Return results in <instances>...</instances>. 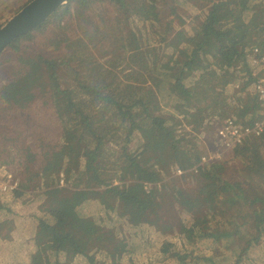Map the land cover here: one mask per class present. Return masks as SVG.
<instances>
[{
  "label": "trees",
  "instance_id": "obj_1",
  "mask_svg": "<svg viewBox=\"0 0 264 264\" xmlns=\"http://www.w3.org/2000/svg\"><path fill=\"white\" fill-rule=\"evenodd\" d=\"M209 1L189 33L183 35L180 30L173 36L171 21L163 31L147 17L146 11L155 9L157 0L148 5L145 0H68L0 52V72L9 68L0 81V116L5 108L25 111L42 93L54 108L58 127L56 139L40 129L33 132L34 140L11 150L1 140H17L21 135L13 137L16 132L11 135L0 126V155L6 153L10 163L24 167L19 188L5 195L16 200L24 194L22 189H33L37 179L49 188L46 193L51 198L70 192L64 205L23 216L15 241L0 244L4 248L11 243L12 250L0 264H36L41 254L40 245L33 241L36 233L38 239L53 240L40 255L44 264H109L106 253L86 252V242L76 237L81 229L90 234L99 231L93 220L95 205L81 204L86 199L81 186L88 172L92 184L103 188L102 195L113 192L124 202L138 205L140 212L144 202L132 185L113 186V177L121 180L133 173L138 191L143 186L140 181L159 178L154 164H162L167 157L180 163L185 154L193 163L199 162V138L216 140L214 118H226L229 106L230 111L241 110L242 123L257 119V103L247 91L254 79L250 51L258 48L264 54V0ZM110 5L120 18L104 19L106 14L98 12ZM95 11L96 20L92 18ZM39 36L43 40L37 44L54 51L45 55L29 49L27 43ZM63 72L71 85L61 86ZM230 82L239 84L233 95L227 93ZM231 159L242 165L241 180L221 173L217 160L202 166L197 177L199 184L210 188L212 218L186 220L180 247L156 242L148 254L132 255L137 239L142 238L133 234L143 231H131L133 237L121 247L124 254L117 263L159 264L171 259L175 264H253L248 254L264 236V132L234 147ZM59 182L66 185L61 188ZM242 187L251 197L235 193ZM2 211L8 213L10 208L1 203ZM220 239L233 245L234 258L228 262L218 263L201 250L195 253L202 241L215 244ZM65 249L73 254L72 263L65 261ZM259 263L264 264V256Z\"/></svg>",
  "mask_w": 264,
  "mask_h": 264
},
{
  "label": "rangeland",
  "instance_id": "obj_2",
  "mask_svg": "<svg viewBox=\"0 0 264 264\" xmlns=\"http://www.w3.org/2000/svg\"><path fill=\"white\" fill-rule=\"evenodd\" d=\"M28 1L29 0H0V26L19 11ZM145 1L148 5L151 0ZM157 1L158 5L155 6V9H148V11H146V14L149 15L147 17L149 19H154L157 24L161 25L163 31L165 29V24L171 21V26L174 31L172 34L173 36L180 30L183 32V35L189 33L191 27L201 20L206 6L210 3L209 0H175L176 2L174 0ZM172 11H174V13H172ZM98 12L106 14L104 19H106L107 16L110 19H114L115 16L118 18L121 17L119 12L112 5L106 6L105 11L100 9ZM98 12L95 11L92 14L94 20H96ZM52 24L49 27H52ZM131 27L135 28L132 23ZM138 35L142 36L140 33H138ZM39 40H43V37L39 36L29 41V43H27L29 49L35 52L39 51L45 55L54 51V48L38 45L37 42ZM12 63H15V61L13 60ZM8 70L5 73H3V70L0 72V81L8 74ZM60 79L62 87L72 84L71 78L64 72L61 74ZM231 83L232 82L228 83L229 86H227V93H229V95H233L239 91L235 86L236 84ZM247 94L249 95V93ZM46 95L49 94L46 93ZM227 99L229 102H233L232 98ZM44 101L47 103H44ZM49 103L50 102L45 99V96L41 93L35 99L34 103H32L29 108L25 109V111H13L5 108L3 113L1 112L0 126H3L5 130H9L11 135L16 132L13 137L17 136L19 133L21 137L17 140H1V144L3 146L11 145V150H14L15 145L20 146L25 142H30V140L34 138L33 132L40 129L44 130L43 134H46L49 138H58V127L54 121V108L50 106ZM230 109L231 107L229 106L228 115L233 114L237 119H242V117L239 116L241 113L240 109H234L233 111H230ZM7 148L8 146L5 147V149ZM221 148V144L218 143L217 140H214L213 136H202L199 138V152L201 157H205L206 159L213 157L218 161L216 164L218 163V170L221 171V173L224 175L227 174L234 181L241 180L239 178V174L241 173H238V169L242 168V165L236 164L235 161L231 159L232 150L224 151L223 149L220 150ZM5 154L0 155V204L4 203V207H9L10 212L5 213V211H2L0 214V244H6V242H10L13 238V241H15L13 235L17 228L23 225L22 219L25 214L32 211L44 213L51 207L61 204L64 205L66 201L64 198L70 195L69 192V194L64 193L57 195L55 199L51 198L49 194L46 193L49 188L44 186L42 180L37 179L35 183L36 187L34 186L35 188H21L24 194L16 200H11L5 195L9 190L2 191V185L7 184V175L11 174V179H16L18 182L16 188H19L23 179L24 167L20 162L16 163L14 161L10 163L9 157L5 156ZM13 154L14 151H12L11 157H13ZM16 158L19 159L18 156H16ZM180 159V163H175L167 157L163 160L162 164H154L159 173V178L156 181H140L143 186L140 185L141 189L138 191L137 187H135V181L138 180L133 179V173L125 175L126 177L124 176L121 180L117 177L112 178L111 183L113 186L116 185L120 188H128L130 184L132 185L131 187L133 188L134 194H137L139 199L144 202L140 212L138 210V205L132 206L130 203L124 202L113 192H107L102 195L103 188L95 187L92 184V177L90 172H88L86 181L83 182L81 186V189L86 192V199H84L81 204L85 207H88L89 204L95 205V207H93V214L96 219L93 220H95V224L99 226V231H91L90 234L81 229L80 232L77 233L76 237L81 236L80 239L86 242L84 244L85 251L106 253L109 264H118L119 258L124 254L121 247H124L126 243L128 244L130 237H136L137 234H139V238L142 237L137 239V243L135 244L137 245L138 242L139 244L137 245L136 252H133L132 255L134 253L136 255L140 253L148 254L149 249L155 247L156 242L159 244L163 241H169L177 243L180 247L182 245V241L180 240V235L183 232L182 224L186 220L188 221L191 218H195L198 221H203L212 218L215 210L207 199L210 188L205 184H199L197 181L200 170H196L195 165L199 164L200 161L193 163L185 154H181ZM177 168L183 171L181 176L177 175ZM106 175L109 177L111 173H107ZM134 178H136V175ZM57 185L62 188V185L65 186L66 184L65 182L62 184L59 182ZM235 193H238L240 196L247 194L251 197L250 191L245 187L236 188ZM216 199L218 200V198ZM136 213H139L137 218L135 217ZM139 226L143 228L139 230ZM131 231H143V234L134 232L132 236L130 235ZM37 234L39 233H36L33 237V241L35 239L36 245H40L38 249L39 252L43 254V251L48 249V245L50 243L52 244L53 240L48 236L38 239L39 237ZM97 235L100 236L99 239H96ZM216 243L210 244L206 243L204 240L202 243L198 244L199 247L194 248L195 253H198L199 250L204 251L206 255H210L213 260H216L218 263H226L234 258V253L231 254L233 245L230 244L229 241L220 239ZM11 251V243L4 248H0V262L3 259L4 261L7 260ZM250 252L248 254L250 261L253 262V264H260V258L264 256V236L256 248ZM65 253V261L67 263H72L74 261L72 259L73 254L66 249ZM41 254H38L36 264H44V259L40 256ZM126 257L128 258V256ZM98 264H102V262L100 261ZM159 264H175V262L171 261V259H167Z\"/></svg>",
  "mask_w": 264,
  "mask_h": 264
},
{
  "label": "built area",
  "instance_id": "obj_3",
  "mask_svg": "<svg viewBox=\"0 0 264 264\" xmlns=\"http://www.w3.org/2000/svg\"><path fill=\"white\" fill-rule=\"evenodd\" d=\"M250 55V64L253 66L252 75L254 79L248 87V93L257 102L256 109L258 117L252 124L242 123L233 114H229L223 119H217L218 117H215V139L221 144L222 148L220 150L231 151L234 147L239 146L246 138L259 136L264 132V54L260 53L258 48H254L250 51ZM235 86L239 88V84ZM212 160L216 159L213 157H210V159L201 157L199 164L195 165L196 170L199 171L202 166ZM176 170L177 175L181 176L183 174L180 168ZM7 176V184L2 185V191L15 189L18 184L16 179H11V174Z\"/></svg>",
  "mask_w": 264,
  "mask_h": 264
},
{
  "label": "water",
  "instance_id": "obj_4",
  "mask_svg": "<svg viewBox=\"0 0 264 264\" xmlns=\"http://www.w3.org/2000/svg\"><path fill=\"white\" fill-rule=\"evenodd\" d=\"M68 0H30L0 26V52L45 22Z\"/></svg>",
  "mask_w": 264,
  "mask_h": 264
},
{
  "label": "crops",
  "instance_id": "obj_5",
  "mask_svg": "<svg viewBox=\"0 0 264 264\" xmlns=\"http://www.w3.org/2000/svg\"><path fill=\"white\" fill-rule=\"evenodd\" d=\"M248 93V91H247ZM248 95V94H247ZM256 101V100H255ZM257 103V102H256ZM18 232V229L15 231V234L13 235L16 238V233ZM14 239V238H13Z\"/></svg>",
  "mask_w": 264,
  "mask_h": 264
}]
</instances>
